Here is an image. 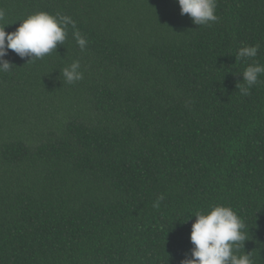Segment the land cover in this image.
<instances>
[{
	"label": "trees",
	"instance_id": "16d2710c",
	"mask_svg": "<svg viewBox=\"0 0 264 264\" xmlns=\"http://www.w3.org/2000/svg\"><path fill=\"white\" fill-rule=\"evenodd\" d=\"M216 3L197 26L176 0H0L5 32L38 12L76 24L42 59L5 57L0 264H180L216 205L246 225L237 254L264 264V74L238 90L264 65V0Z\"/></svg>",
	"mask_w": 264,
	"mask_h": 264
},
{
	"label": "clouds",
	"instance_id": "9594fccd",
	"mask_svg": "<svg viewBox=\"0 0 264 264\" xmlns=\"http://www.w3.org/2000/svg\"><path fill=\"white\" fill-rule=\"evenodd\" d=\"M176 3L180 14H187L197 26H210L219 19L215 14L216 0H176ZM6 25L10 24L5 22V12L0 9V73L9 72L14 66L5 59L8 50L21 59L27 57L28 61L42 59L65 43L69 25L76 29L71 17L46 12L29 15L13 32H5ZM73 35L80 50L84 51L87 39L78 30ZM259 47V44L241 47L235 58H255ZM80 68L79 61L65 67L62 70L65 82L72 84L82 80ZM261 74H264V65L249 64L240 75L245 82L238 88L240 94L249 95L251 87L259 83ZM163 199V195L159 196L153 207L159 208ZM194 217L189 235L192 247L180 264H254L249 252L237 254L247 240L246 225L231 207L216 205L207 213L197 212Z\"/></svg>",
	"mask_w": 264,
	"mask_h": 264
}]
</instances>
